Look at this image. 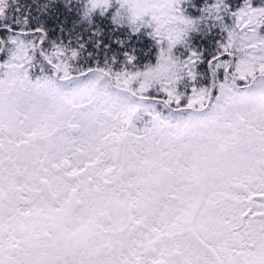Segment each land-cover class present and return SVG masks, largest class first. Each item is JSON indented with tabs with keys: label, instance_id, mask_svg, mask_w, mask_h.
Listing matches in <instances>:
<instances>
[{
	"label": "snow or ice",
	"instance_id": "obj_1",
	"mask_svg": "<svg viewBox=\"0 0 264 264\" xmlns=\"http://www.w3.org/2000/svg\"><path fill=\"white\" fill-rule=\"evenodd\" d=\"M0 264H264V0H0Z\"/></svg>",
	"mask_w": 264,
	"mask_h": 264
}]
</instances>
